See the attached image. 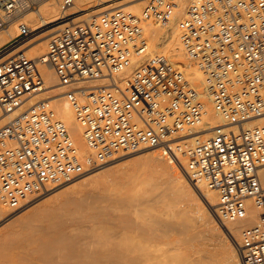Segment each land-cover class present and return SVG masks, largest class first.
Returning a JSON list of instances; mask_svg holds the SVG:
<instances>
[{"label": "built area", "instance_id": "obj_1", "mask_svg": "<svg viewBox=\"0 0 264 264\" xmlns=\"http://www.w3.org/2000/svg\"><path fill=\"white\" fill-rule=\"evenodd\" d=\"M73 2L60 0L62 11ZM179 3L147 0L140 12L115 7L65 23L38 57L21 48L0 61V204L19 209L116 155L158 147L192 181L217 190L221 222L247 216L253 200L258 220L243 229L239 252L243 264H264V0L188 3L180 38L203 71L202 89L166 53L148 52L147 19L167 24ZM30 8L38 9L39 0H0V29L14 19L19 29L0 52L30 37ZM41 63L50 64L64 84L108 78L105 85L65 91L87 152L52 98L12 114L44 89ZM206 97L224 122L211 125L206 136L194 135L207 129Z\"/></svg>", "mask_w": 264, "mask_h": 264}, {"label": "bare ground", "instance_id": "obj_2", "mask_svg": "<svg viewBox=\"0 0 264 264\" xmlns=\"http://www.w3.org/2000/svg\"><path fill=\"white\" fill-rule=\"evenodd\" d=\"M105 1H107V0H99L98 2H95V0H74V2L71 5H69L65 10L62 11L61 5H60V0H39V8L38 9L30 8V10L25 12V18L30 20V22L32 23V24L31 23L30 24L33 27L32 28L33 32L30 35V37L33 36V33L37 29L43 27L42 28L43 30H41L37 34V35L41 34L42 35V36H40L41 38L38 40L30 41V44L29 43L26 44V45H30L27 48L28 53L30 52L32 54V57H38L39 55L44 53L47 50L46 43H48V42H46V41H48V39L52 35V34L50 35V33L57 31L65 23H69V22L73 23V22H76L78 20L89 19V18L93 17L92 15H97L103 11L110 10L114 6H119V5H125L122 7L125 9H128V10H131L133 12H135L137 10H142L141 9V2L143 0H136V1L134 0L135 2H132V3H131V1H133V0H120V1H113V2H109V3H104ZM190 1L191 0H187V1L186 0L185 1L180 0L179 6L177 7L174 16L172 17V19L167 24H163L161 21H159L155 18L147 19L146 24H145V34H146L148 41H149V51H148L149 54L157 52V51L168 52V54L171 57L172 64L175 67L179 66L176 63V61H177L180 63V65L183 67V69L186 70V73L188 74V76H190L196 80H201V81H195L194 79H191L192 81H194V83L196 85H198L202 89L204 87L203 71L197 65V63L192 58H190L188 56L185 49L183 48L181 38H180V21L184 15L185 9H186V7ZM129 2H130V4L126 5ZM99 4L101 5L100 7H96L95 9L85 11L84 13L77 15V16H74L71 19H69V17H68L69 15H71V13H76V12H79L82 10H87L92 6L99 5ZM67 9L68 10L72 9V10L70 12H68ZM18 31H19V29H18V20L17 19H14L8 28L0 29V46H2L4 43L8 42L15 35H17ZM22 44L23 43L13 44L10 47L3 50L2 52H0V61L7 59L8 57H10L14 53H16ZM45 45H46V50L44 49ZM176 65H178V66H176ZM178 68H180V67H178ZM39 70L41 71V73L43 74V76L45 78L44 89L42 91L34 94L33 96H31L27 101H25L12 114L17 113L22 108H24L26 105H29V104L37 101V100L44 99V98H52L59 115L68 124L70 131L73 134L80 150L82 152H87L88 146H87L85 139H84L83 129H82L80 123L78 122V120L76 119L75 111H74L73 107L71 106L70 102L68 101V99L65 96V91L73 85H84V86H88V87L105 85V84L109 83L108 78L107 77L90 78V79L79 80V81L73 82V83L64 84V83H60L59 78L56 75L54 68L50 64H45V63L39 64ZM129 70H130V67H128L121 75L125 76L129 72ZM206 99L208 100L211 107L208 108V113L205 116V120H204L202 127H206L207 129L201 130L199 132H195L194 135L206 136L209 134V130H210L209 127L211 125H213L215 123H223L224 122L222 117H220L219 115H216L213 112V104H212L211 100L206 97L205 101H206ZM2 122L3 121H0V123H2ZM208 122H212V123H210V125L205 124ZM252 123H254V122H248V124H252ZM188 139L193 140V137H192V139L190 137ZM145 148H147V147H144V149ZM155 149L161 150V148H158V147ZM142 150H143V148H142ZM144 152H145V150H144ZM167 159L168 158L165 157L163 155V153L159 150L156 152H154V151L150 152L149 151V152H145L143 154L141 153L140 155L135 156L134 160H132L130 162V164L136 163V165L138 164L137 169H143L145 171L164 170V169H170L171 167L173 168L174 165L171 164L172 161L167 160ZM114 165H116V164H112L110 166H107L106 168L100 170V172L104 171V170H106L104 172H107L108 169L114 168ZM124 166H126V165H124ZM178 167L173 168L174 169L173 172H172V170H170L172 173L170 172V174L168 175V177L165 180L168 183H170V185L174 189L180 190L181 186L184 185V187L182 188V190H183L185 188V184H186V182H185L186 177L184 178L185 175L183 176V174H182L183 172H181V169H179L180 167L179 168ZM100 172L98 171L96 174H91L88 176H86L85 174H82L83 177L79 180H74L76 177L71 179V180H68L71 182H72V180H74L72 183L70 182L68 184H65V185L63 184V185L57 186V187L51 186L49 189H51L53 187H55V188L50 190L48 193L44 194L40 200H38L34 203L32 202L29 206L23 208V209H25L24 211H26V212L25 213L23 212L24 215L20 212L21 213L20 215H23L20 219L24 225H29L30 223H32V220L36 219V217L41 218L42 222H43L41 225L39 224V227L42 226V229L40 232L38 231V233H37L38 229H35L34 227L33 228L36 230V233H35V230H32L33 228L31 230H32V232L34 231L33 233H35V234L32 236V234L29 232L31 234L29 236H32L31 237L32 240H30V242H28V243L29 244L32 243L31 245L33 246V242H34L35 245L33 247L30 245L31 246L30 247L29 245L25 244L26 241L24 242V244L26 246L30 247V250L32 251L31 253L32 254L35 253L37 257L42 258L44 263L46 261L47 264H180V263L190 264L188 262V258H186V257H189V258L193 257L191 255V253H192L191 251L187 250L188 252H191V253L185 252L186 255L187 254L188 255L190 254V255L184 256L185 254L182 252V249L178 250V251H181V253H180V252H177V249L176 250L174 249L171 251L170 249H168L170 247L166 246L167 247L166 249L168 251H170V253H169V252H167V250L163 249L165 247V245L163 247H161V245H163L165 241L164 242L162 241L163 243L161 242V244H160V242L158 240L159 237H158L157 233H160V232H157V231L155 232L154 231L155 225H152V222L156 223V221H151V222L149 221L151 223V225H150V223L148 224L146 222L148 224V226L146 225V223H143L147 227L142 226L140 223L137 225H130L132 222H130V223L127 222L125 225H122L120 229L115 230L110 235V239L108 241L100 240V239L99 240L93 239L94 240V242L92 240L93 244L90 243L88 245V242L86 240H84L85 238H83V240L82 239L79 240L80 237H79V239H76L74 237V236H76V234L73 235L74 233L73 234L72 233L70 234V232L68 233V231H66V228H64L65 222H63L61 219H60V221H58V220L56 221V218L53 215H52V217H54L55 220L51 218V216H50L51 212L54 213L53 210L55 211L56 209H59V208H56L57 205L53 206L52 202H49V201H52V199H54L53 201H57V198L59 200V199H61V197H63V201L59 200V202H61V204H62L63 202H65L64 196H66V195L68 196V194L70 195V192L73 191L75 188H77V186L79 187L81 185L79 188H82V189H85L88 186L91 187L90 183H92V181H94V179L95 180L97 179V181H96L97 184H98V181L100 180L99 181L100 183L98 186H100V184H104L101 182L104 179L101 180L100 177H99L100 179L98 178ZM259 172H260L262 184L264 185V166H262L260 168ZM124 173H125L124 177L120 176V178H122L121 181L117 180V181H119L117 183H119L120 186L115 185V184L113 185V183H112L113 181H112V182H110L111 183V187L109 186L110 189H114L113 188L114 186H115V189L117 186H119V188H120L123 185V183H126V182L133 180V174L127 173V171H125ZM116 175H118V174H116ZM79 176H81V175H79ZM115 177L112 178L111 180H115ZM117 177H119V176H117ZM152 178H153V180H154V178L157 179L156 177H151V179ZM144 180H147L148 182H150V175L146 176L144 178ZM162 180L163 179L160 178V181H162ZM178 180H181L182 184L178 185L177 184ZM157 181L160 182L159 179H157ZM114 183H115V181H114ZM154 183H155V185L159 184L156 181ZM154 183H152V185H154ZM187 183H191V182L189 181ZM97 184H95V186H97ZM107 185H109V184L107 183ZM82 186H84V188ZM104 187L107 188V186H105V184H104ZM186 187L188 188V189L185 188L187 190H190L192 188L191 184H186ZM195 187L197 188V189H195V191L198 190L200 193V196L203 197V198L201 197L202 198V200H201L202 203H201V207H200L201 211H199L200 210L199 209L198 210L199 212L197 211L198 213L197 214L195 213V214L197 215V218H199V219L206 218L207 223H206V225H204L205 227L199 225L200 228H198V229H196L198 227V224H199V222L198 223L196 222L198 220L193 221L195 223H191L188 221L187 222L185 221L184 223H182L181 224L182 225L181 227H183L182 229L184 230L185 233L186 232L188 233V237L185 234L182 235L183 232L181 234L182 237L183 236L187 237V238L185 237V241H184L183 245L189 248V247H192L196 244L195 246L199 247V245H197V244H200V242L199 243H195V242L197 240L200 241L201 237H199L200 240L199 239L195 240V238H196L195 236L198 233H200L202 230L203 231L201 232V234L206 231V233L209 237H210V235L214 236V237L216 236L219 240L217 238H213V237H210V239L211 238H213L214 240L216 239V240L220 241V243H218L220 245V247L224 246L225 250H224L223 255L227 256L228 261L230 262L229 264H239L240 263L238 260L239 257L237 255V250H236L238 247H236V245L235 246L233 245V241L228 242V239L226 238V235L224 234L225 230H221V228L218 226L214 215H211V214L209 215V212L208 213L206 212L207 206H210V207L214 206L213 209L216 211V208H217L216 205L218 203L217 190L208 187L207 185H205V183H202V182H197V183L195 182ZM119 188H117V189H119ZM82 189H79L81 192V193L79 192L80 194H84V192H83L84 190L82 191ZM149 189H151V191L155 190L151 187V188L144 189L143 191L138 192V193L132 192L131 195H128V198L132 199L135 197H142V196L146 197V195L150 192ZM77 190H78V188L76 189V192H77ZM192 190H194V187ZM74 192H75V190H74ZM85 192H86V190H85ZM177 192H179V191H177ZM190 192H192V191H190ZM49 194H50V196H49L50 198L48 200H44L45 198H43V197H46ZM76 194H75V196H74V193L72 194L74 196V198L76 196H77L76 198H78L79 195H76ZM89 194L90 193L85 194V195L89 196ZM144 194H145V196H144ZM178 194H181V192ZM72 195L69 196L68 198H71ZM192 195H194V194H192ZM81 197H84V196L81 195ZM87 197H84V198H87ZM93 197L95 198V196H93ZM66 198H65V200H66ZM72 198H71V200H72ZM74 198H73V201L77 205L78 203H76V201H80V199L74 200ZM79 198H80V196H79ZM197 198H199V197H197ZM31 199H29V200H31ZM81 199L83 200V198H81ZM90 199L91 198L88 197L87 200L86 199L85 200L87 202L88 200L90 201ZM29 200H28V202H29ZM68 202H69V199H68ZM68 202L66 201V204ZM248 202L250 203V210H249V213L247 214V216H245L243 218H238V219H234V220H227V221L223 222V225H224L223 227H225L228 231H231L233 233L238 244L240 242L239 238L242 235L243 229L246 226L252 225L253 223H255L258 220L259 209L253 204L252 199H249ZM53 204H54V202H53ZM69 204H72V202L70 201ZM73 205H74V203H73ZM79 205H80V202H79ZM62 207H63V205H62ZM62 207L60 209H62ZM0 208H1L0 215H3L6 208L1 206V204H0ZM109 208H111V207H109ZM102 209L104 210L105 208H102ZM102 209H100V210H102ZM191 209H193V207ZM196 210H197V208H196ZM57 211L58 210H56V212ZM136 211H139V210L137 209ZM194 211H195V209H194ZM60 214H62V213H60ZM109 214H111V213H109ZM191 214H190V216H191ZM195 214H194V216H195ZM56 216H58V214H56ZM192 217H193V215L191 216V218ZM59 218H61V217H59ZM41 219H36V220L40 221ZM63 219H65V218H63ZM155 219H157V218H155ZM192 220H193V218H192ZM100 222H102V221H100ZM201 222H203V221H200V224H201ZM34 224H36V223H34ZM34 224H33V226H34ZM158 224L156 226H158ZM172 225H174V223ZM149 226H151V229L148 228ZM35 227H36V225H35ZM168 227H167V229L169 231ZM37 228H38V226H37ZM174 228H176V227L174 226ZM105 229H107V228H105ZM171 229L172 228H170V230ZM173 229H172L173 232H171L172 234L175 233ZM199 229H201V230H199ZM178 230L176 228V231H178ZM23 231H24V229H23ZM20 232H22V231H20ZM20 232H19V230L17 231L15 226H13V228H12L11 225L10 226L8 225V228L4 232L0 233V244H1L0 248H2L1 246H3V245H4L3 247H6L5 245H7L8 249L12 247L11 248V250H12L13 246L10 247V245H12V244H14L16 247H17V244L18 245L21 244L20 246H22V243H21L22 238L19 237L21 239H19V240L17 239L18 238L17 235ZM163 233H160V234H163ZM176 233H178L176 236V237H178L179 232H176ZM15 234H17V235H15ZM104 234H106V233L104 231H102V228H101V231H99V235L101 237H103ZM164 234H166V233H164ZM164 234L160 235V237L164 236ZM175 234H173L171 237H174L172 239V241L175 239L174 241L177 242L179 240V237H180V239L182 237L179 235V237L177 239V238H175ZM165 236H167V235H165ZM198 236H200V234L197 235V238H198ZM22 237H25V236H22ZM23 240H25V239L23 238ZM26 240H27V237H26ZM78 240L83 241L84 243L87 242V245L81 244ZM183 240L184 239H182V241ZM201 242L203 243L204 241H201ZM217 242H216V247H214V248L218 247ZM168 243L169 242H167V244ZM205 243H203L204 246H206ZM213 245H215V244H213ZM213 245H212V247H213ZM195 246L193 248L195 250L198 249V247L195 248ZM203 247L201 249L205 250ZM171 249H173V247ZM194 249L192 250L193 252H194ZM5 250L0 249V264H30V260H33V257L30 256V251H23L22 254L15 256V254L13 252H10V251L6 252ZM174 251H176L177 253L175 254ZM172 252H174V253H172ZM214 252L215 251L213 250V253ZM182 253L184 255H182ZM194 254H197V253L194 252ZM36 256L34 255V259ZM181 256H184L185 259H183ZM211 256H213V255H211ZM195 257H197V256H195ZM197 258H199V257H197ZM194 259L192 262H191V260H189L191 262V264H193V262L195 263L196 261L198 262V260H199V259H197V260L195 259L196 261H194ZM43 261H42V263H43ZM195 264H197V263H195Z\"/></svg>", "mask_w": 264, "mask_h": 264}, {"label": "rangeland", "instance_id": "obj_3", "mask_svg": "<svg viewBox=\"0 0 264 264\" xmlns=\"http://www.w3.org/2000/svg\"><path fill=\"white\" fill-rule=\"evenodd\" d=\"M99 0H95V2H98ZM113 1H120V0H107V1H105L104 3H109V2H113ZM136 1V0H135ZM134 0L133 1H131V3L132 2H135ZM185 1V0H184ZM187 1V0H186ZM146 2H147V0H143L142 2H141V9H143V7H144V5L146 4ZM103 3V4H104ZM128 4H130V2L129 3H127L126 5H128ZM101 5L99 4V5H94V6H92V7H90L89 9H87V10H82V11H79V12H76V13H71V15H69L68 17H69V19H71V18H73L74 16H77V15H80V14H82V13H84L85 11H89V10H92V9H95L96 7H100ZM122 6H125V5H119V6H114L113 8H115V7H122ZM112 9V8H111ZM68 10V9H67ZM72 9H69L68 10V12H70ZM141 10H137V11H135V12H140ZM98 15V14H97ZM92 16H95V15H92ZM62 21V20H61ZM79 21V20H78ZM31 23V22H30ZM32 24V23H31ZM43 27H41V28H39V29H37L34 33H33V36L32 37H30V38H28L27 40H25V42H18V43H23L20 47H19V50L21 49V48H28L30 45H26V44H30V41H34V40H38V39H40L41 37L40 36H42L41 34L40 35H37L41 30H43L42 29ZM56 31H54V32H52V33H50V35L51 34H54ZM49 35V36H50ZM37 38V39H36ZM46 42H48V41H46ZM46 45H47V43H46ZM46 45L44 46V49L46 50ZM27 46V47H26ZM162 52V51H161ZM164 53H166L169 57H170V55L168 54V52H164ZM29 54L32 56V54L29 52ZM170 59H171V57H170ZM171 62H172V60H171ZM176 63L179 65H176V66H178V67H180L181 69H183V67L180 65V63L179 62H177L176 61ZM185 72H186V70L185 69H183ZM187 74V73H186ZM187 76H188V74H187ZM190 79H194V78H192V77H190V76H188ZM195 81H201V80H196V79H194ZM194 82V81H193ZM206 106H207V109L208 108H210L211 107V105L209 104V102H208V100L206 99ZM210 123H212V122H208V123H205V124H209L210 125ZM155 149V148H154ZM152 147H147V148H143V150L142 149H139V150H136V151H131V152H127V153H123V154H121V155H117V156H115L113 159H110L109 161H107V162H105V163H103V164H101V165H99V166H97V167H95V168H93L92 170H90V171H88V172H85L84 174L86 175V176H88V175H91V174H96L98 171L100 172V170H102V169H104V168H106L107 166H110V165H112V164H116V165H114V168H110V169H108L107 170V172H104V171H106V170H104V171H101L100 173H99V176H98V178L100 177L101 178V180H103V181H101L102 183H104L105 184V186H107V188H105L104 187V184H100V186H98L99 185V181H98V184L96 183V181H97V179L95 180L94 179V181H92V183H90L91 184V187L90 186H88L87 188H85V189H82V188H79L78 186H77V188H78V190H77V192H76V189L77 188H75L74 190H75V192L77 193H75L74 192V190L73 191H69L70 192V195L68 194V196L66 195V196H64V201L65 202H63L62 204H61V202H59V200L60 201H63V197H61V199H59L58 200V198H57V201H53L54 199H52V201H49V202H52V205L53 206H56L57 205V207L56 208H59V209H56V210H58L57 212H56V210L54 211L53 210V212L54 213H52L51 212V218L52 219H54L55 220V218H56V221L58 220V221H60V219L63 221V222H65V226H64V228H66V231H68V233L70 232V234L72 233H74L73 235H75L76 234V236H74L76 239H79V237H80V239L79 240H83V238H85L84 240H86L87 242H88V245L90 244V243H92L93 244V242H94V240L93 239H95V240H106V241H108L109 239H110V235L115 231V230H118V229H120L121 228V226L122 225H125L127 222H132L130 225H137V224H141L142 226H145V227H147L148 226V224L151 222V221H156V223L158 224V226H156L157 224L155 223V222H152V225H155V232L157 231V232H160V233H163L164 231V233H166V234H164V236H162V237H160V235H163V234H160V233H157L158 234V237H159V242H160V244H161V242L163 241H165L164 242V244L163 245H161V247H163L164 245H165V247L163 248V249H165V250H167L166 248L167 247H170V248H168V249H170L171 251L172 250H176L177 249V252H180L181 253V251H178V250H181L182 249V252L185 254V252L186 253H191V255L193 256V257H186V258H188V262L191 264V262L193 261V259L195 258L196 260L197 259H199L198 260V262L194 259V261H196L195 263H197V264H229L230 262L228 261V258H227V256L226 255H223L224 254V250H225V248H224V246H221L220 247V245L218 244V243H220V241H218L219 239L215 236H211L210 235V237H213V238H217L218 240H214L213 238H211L210 239V237L207 235V233H206V231L204 232V233H202L201 234V232L203 231H201L200 233H198L197 235H199L200 234V236H198V238H197V235L194 237L195 238V240L196 239H199V237H201L199 240L200 241H196L195 243H199L200 242V244H197V245H199V247L198 246H195V248L196 247H198V249H194L193 247L194 246H192V247H186V246H184L183 244H184V241H185V237L186 236H181V234H182V232H183V234L182 235H187V237H188V233L186 232H184V230L182 229L183 227H181L182 225V223H184L185 221L187 222H191V223H195V222H193V221H196V220H198V221H196L197 223L199 222V224H198V227L196 228V229H198V228H200V226L199 225H201V226H204V225H206V223H207V221H206V218H204V219H199V218H197V213L199 212V211H201V209H200V207H201V200H202V196H200V193H199V191L198 190H196L195 191V189H197L196 187H195V182L194 181H192L190 178H189V176L185 173V171L183 170V168L179 165V164H177V163H175V162H171V164L172 165H174L176 168L178 167L179 169H181V172H183L182 174H183V176H184V178H185V182H186V184H191V189L190 190H187L188 188L186 187V184H185V188H187V189H183L182 190V188L184 187V185L183 186H181V189L179 190V189H174V188H172V186L170 185V183H168L165 179L168 177V175L170 174V170H172V172L174 171V169L173 168H175L174 166H173V168L171 169H164V170H156V171H145V170H143V169H137V165H136V163H132V164H130V162L132 161V160H134V158H135V156H137V155H140L141 153L143 154V153H145V152H156V151H161L162 152V149L160 150V149H158V150H154ZM144 150H145V152H144ZM149 150V151H148ZM152 150V151H151ZM163 153V152H162ZM166 157V156H165ZM167 160H169V159H167ZM124 165H126V166H124ZM177 165V166H176ZM120 169V170H119ZM127 169V170H126ZM127 171V173H131V174H133V180L132 181H129V182H126V183H123V185L119 188V183H117V182H119V181H121V179L122 178H120V176H125V171ZM171 172V173H172ZM121 173V174H120ZM104 174V175H103ZM116 174H118V175H116ZM120 174V175H119ZM123 174V175H122ZM148 175H150V182H148L147 180H144V178L146 177V176H148ZM110 176V177H109ZM112 176V177H111ZM117 176H119V177H116ZM83 176H82V174H81V176H77L74 180H79V179H81ZM115 177V180H111L112 178H114ZM151 177H156L157 179H159V181H160V178L161 179H163L162 181H160V182H158L157 181V179H155L154 178V180H153V178L151 179ZM108 180H107V179ZM120 178V179H119ZM106 179V180H105ZM74 180H72V182L74 181ZM110 180V181H109ZM117 180H119V181H117ZM113 181V182H112ZM114 181H115V183H114ZM157 182V183H159V184H156L155 185V183L154 182ZM191 182V183H187V182ZM71 181H66V183L64 182V183H62V184H60V185H56L55 187H57V186H61V185H65V184H68V183H70ZM71 182V183H72ZM110 182H112L113 183V185L115 184V185H119V186H117L116 187V189H115V186L113 187L114 189H110V187H111V183ZM107 183L109 184V185H107ZM152 183H154V185H152ZM93 184V185H92ZM95 184H97V186H95ZM176 184V183H175ZM177 184L178 185H180V184H182V181L181 180H178L177 181ZM86 186V185H85ZM94 186V187H93ZM103 186V187H102ZM110 186V187H109ZM154 186V187H153ZM190 186V185H189ZM55 187H53V188H55ZM83 188H84V186H82ZM153 188V189H155L154 191L152 190L151 191V189H149L150 190V192L146 195V197H135V198H128V195H131V193L133 192V193H138V192H141V191H143L144 189H147V188ZM193 187H194V190H192L193 189ZM53 188H51V189H48L46 192H44L43 194H41V195H39V196H37V197H34V198H32L31 200H29V202H27L23 207H21V208H19V209H11V208H6V210L4 211V214L3 215H0V233H2V232H4L7 228H8V225L10 226H12V228H13V226H15V228L17 229V231L19 230V232L20 231H22V232H20L18 235L17 234H15V235H17L18 236V240L19 239H21V243H22V246H20V245H18L17 244V247L14 245V244H12V245H10V247L11 246H13V249L11 250V248H9L8 249V246L7 245H5L6 247H3V246H1L2 248H0L1 250H5L6 252H8V251H10V252H13L14 254H15V256L16 255H19V254H22V252L23 251H30V256H32L33 257V260H30V264H47V262L45 261V263H44V261H43V259L42 258H39V257H37L36 256V254L35 253H33L36 257H35V259H34V255L31 253L32 251L30 250V247L32 246L31 244L32 243H28V242H30V240H32V236L36 233V230L35 229H38L37 230V233H38V231L40 232L41 231V229H42V226H40L39 227V224L41 225L43 222H42V219L41 218H39V217H36V219H41L40 221H37L36 219H34V220H32V223H30L29 225H24L22 222H21V217L24 215V213L26 212V211H24L25 209H23L24 207H27V206H29L32 202L34 203V202H36V201H38V200H40L41 198H42V196L44 195V194H46V193H48L50 190H52ZM117 188H119V189H117ZM79 189H82V191L84 192V194H80L81 192H80V190ZM107 191H106V190ZM109 189V190H108ZM85 190H86V192H85ZM177 191H179V192H177ZM187 193H186V192ZM189 191V192H188ZM190 191H192V192H190ZM198 191V192H197ZM74 193V196H75V194L76 195H79L80 196V198H79V196H78V198H74V196L72 195L73 193ZM80 192V193H79ZM82 192V193H83ZM147 192V191H146ZM153 192V193H152ZM181 192V194H178V193H180ZM88 193H90L89 194V196L88 195H85V194H88ZM94 193V194H93ZM158 193V194H157ZM163 193V194H162ZM196 193V194H195ZM52 194V193H51ZM154 194V195H153ZM162 194V195H161ZM184 194V195H183ZM192 194H194V195H192ZM72 195V197L74 198V200H77V199H80V201H76V203H78L77 205L79 206H77L76 204H75V202L73 201V198H72V200H71V198H68L69 196H71ZM81 195H83L84 197H89V198H91L90 199V201L88 200L87 202H86V200H87V198H84V197H81ZM48 196V197H47ZM46 197H43V198H45L44 200H48L50 197V194L49 195H47ZM92 196V197H91ZM93 196H95V198L93 197ZM144 196H145V194H144ZM156 196V197H155ZM199 197V198H197V197ZM67 197V198H66ZM202 197V198H201ZM65 198H66V200H65ZM81 198H83V200L81 199ZM68 199H69V202H68ZM86 199V200H85ZM56 200V199H55ZM82 200V201H81ZM85 200V201H84ZM94 200V201H93ZM66 201L68 202L67 204H66ZM70 201L72 202V204H69L70 203ZM53 202H54V204H53ZM58 202V203H57ZM79 202H80V205H79ZM84 202V203H83ZM57 203V204H56ZM73 203H74V205H73ZM195 206H194V205ZM51 205V206H52ZM59 205V206H58ZM62 205H63V207H62ZM70 205V206H69ZM76 205V206H75ZM112 205V206H111ZM197 205V206H196ZM103 206V207H102ZM108 206V207H107ZM62 207V209H60ZM100 207V208H99ZM105 208L104 210L102 209V208ZM109 207H111V208H109ZM193 207V209H191ZM213 207L214 206H212V207H210V206H207V208H206V212L208 213L209 212V215L211 214V215H214V217H215V219H216V221H217V224H218V226L221 228V230H225V235H226V238L228 239V242H232L233 241V245L235 246L236 245V247H238L236 250H237V255H238V257H239V264H243L242 263V259H241V255H240V252H239V244L237 243V240H236V238H235V236L233 235V233L231 232V231H228L225 227H223L224 225H223V222H221L220 220H219V218L217 217V215H216V213H215V210L213 209ZM67 210H66V209ZM196 208H197V210H196ZM65 211H64V210ZM100 209H102V210H100ZM107 209V210H106ZM139 210V211H136V210ZM194 209H195V211H194ZM200 209V210H199ZM111 210V211H110ZM199 210V211H198ZM0 211H1V208H0ZM61 211V212H60ZM65 213H64V212ZM110 211V212H109ZM113 211V212H112ZM193 213H192V212ZM198 211V212H197ZM23 214V215H20L21 213ZM24 212V213H23ZM105 212V213H104ZM111 213V214H109V213ZM58 214V216H56V214ZM60 213H62V214H60ZM192 213V214H191ZM196 213V214H195ZM190 214H191V216L193 215V220H192V218H191V216H190ZM194 214H195V216H194ZM19 215V216H18ZM52 215L55 217H52ZM63 216V217H62ZM65 216V217H64ZM16 217V218H15ZM33 217V216H32ZM59 217H61V218H59ZM115 217V218H114ZM19 218V219H18ZM63 218H65V219H63ZM107 218V219H106ZM112 218V219H111ZM155 218H157V219H155ZM16 219V220H15ZM14 220V221H13ZM158 220V221H157ZM205 220V221H204ZM36 221V222H35ZM98 221V222H97ZM100 221H102V222H100ZM150 221V222H149ZM200 221H203V222H201V224H200ZM20 222V223H19ZM100 222V223H99ZM108 222V223H107ZM148 224H147V223ZM219 222V223H218ZM34 223H36V224H34ZM143 223H146V225L145 224H143ZM174 223V225H172ZM204 223V224H203ZM8 224V225H7ZM32 224V225H31ZM33 224H34V226H33ZM38 224V225H37ZM64 224V223H63ZM104 224V225H103ZM164 226H163V225ZM176 224V225H175ZM31 225V226H30ZM35 225H36V227H35ZM150 225H151V223H150ZM169 227H168V226ZM37 226H38V228H37ZM97 226V227H96ZM101 226V227H100ZM171 226V227H170ZM173 226V227H172ZM174 226L177 228V230L178 231H176V228H174ZM35 229H34V228ZM107 228V229H105V228ZM167 227L169 228V231H168V229H167ZM205 227V226H204ZM33 228V229H32ZM101 228H102V231H104L106 234H104V236L103 237H101L100 235H99V231H101ZM149 229H151V226H149L148 227ZM153 228V227H152ZM165 228V229H164ZM170 228H174L173 230H174V232L176 233V232H179V235L182 237L181 239H180V237H179V235H178V237H179V242L177 241H172V239L174 238V237H171L173 234H175V233H171V232H173L172 231V229L170 230ZM225 228V229H224ZM23 229H24V231H23ZM35 230V233H33L32 232V230ZM98 229V230H97ZM104 229V230H103ZM159 229V230H158ZM181 229V230H180ZM195 229V230H196ZM202 229V228H201ZM201 229H199V230H201ZM227 230V231H226ZM27 231V232H26ZM97 231V232H96ZM32 234V236H29V235H31L30 233ZM170 234H169V233ZM22 233V234H21ZM26 233V234H25ZM28 234V235H27ZM78 234V235H77ZM82 234V235H81ZM177 234L178 233H176L175 234V238H177L178 239V237H176L177 236ZM20 235V236H19ZM25 236V237H22V236ZM165 235H169L168 237L167 236H165ZM89 236V237H88ZM19 237H21V238H19ZM26 237H27V240H26ZM29 237V238H28ZM170 237V238H169ZM186 237V238H187ZM204 237V238H203ZM23 238L25 239V240H23ZM31 238V239H30ZM161 239V240H160ZM182 239H184L183 241H182ZM231 239V240H230ZM78 240V241H79ZM91 240V241H90ZM92 240H93V242H92ZM167 240V241H166ZM239 240H241V236H240V238H239ZM26 241V245H31L30 247L29 246H26L25 244H24V242ZM85 241V242H86ZM171 241V242H170ZM201 241H204L203 243H205V245L206 246H204V244L201 242ZM218 241V242H217ZM33 242V241H32ZM81 244H83V245H87V242L86 243H84L83 241H79ZM162 242V243H163ZM167 242H169L168 244H167ZM213 242V243H212ZM216 242H217V248H214V247H216ZM202 243V244H201ZM167 244V245H166ZM213 244H215V245H213ZM1 245V244H0ZM35 245V243L33 242V246ZM169 245V246H168ZM212 245H213V247H212ZM15 246V247H14ZM32 246V247H33ZM167 246V247H166ZM204 246V247H203ZM27 247V248H26ZM29 247V248H28ZM173 247V249H171ZM204 248L205 250H203V249H201V248ZM180 248V249H179ZM213 248V249H212ZM191 249V250H190ZM194 249V252L195 253H197V254H194V252L192 251ZM200 249V250H199ZM216 249V250H215ZM191 251V252H188V251ZM198 250V251H197ZM213 250L215 251L214 253H213ZM197 251V252H196ZM167 252H169L170 253V251H168L167 250ZM175 252V254L177 253L176 251H174ZM174 252H172V253H174ZM199 252V253H198ZM209 252V253H208ZM182 253V255H184ZM190 255V254H189ZM188 254L186 255H184V256H189ZM211 255H213V256H211ZM184 256H181L183 259H185L184 258ZM195 256H197V257H199V258H197V257H195ZM211 256V257H210ZM31 258V257H30ZM39 258V259H38ZM193 258V259H192ZM37 259V260H36ZM187 260V259H186ZM185 260V261H186ZM189 260H191V262L189 261ZM34 261V262H33ZM42 261H43V263H42ZM184 262V261H183ZM186 263V262H185ZM194 262H193V264H195ZM180 264H183V263H180ZM187 264V263H186Z\"/></svg>", "mask_w": 264, "mask_h": 264}]
</instances>
